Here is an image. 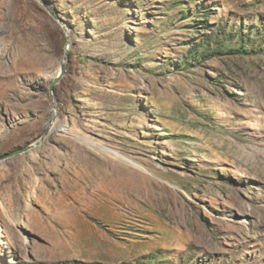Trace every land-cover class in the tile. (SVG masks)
<instances>
[{
    "label": "rangeland",
    "instance_id": "374dc122",
    "mask_svg": "<svg viewBox=\"0 0 264 264\" xmlns=\"http://www.w3.org/2000/svg\"><path fill=\"white\" fill-rule=\"evenodd\" d=\"M43 1L66 29L0 0V156L71 43L57 131L0 162V264H264V0Z\"/></svg>",
    "mask_w": 264,
    "mask_h": 264
},
{
    "label": "water",
    "instance_id": "95a60500",
    "mask_svg": "<svg viewBox=\"0 0 264 264\" xmlns=\"http://www.w3.org/2000/svg\"><path fill=\"white\" fill-rule=\"evenodd\" d=\"M39 2H41V4L43 5V7L46 9V11L56 20L58 21L60 24H62V26L65 28V23L64 21L59 18L57 15H55V13L52 11V9L49 7V5L43 1V0H37ZM66 29V28H65ZM70 53H71V43H70V37H69V34L66 30V44H65V49H64V55L62 57V60L60 62V65H59V74L56 75L52 80L51 82L49 83V86H48V92H49V96H50V100H51V104H53L52 102H54V88L55 86L61 81V79L63 78V76L65 75V72H66V67H67V64L69 62V59H70ZM47 134V130L44 129V132L42 134V136L40 137L39 140L33 142V143H30L24 147H19L11 152H8L2 156H0V162L1 161H4L6 159H9V158H13L17 155H21L23 153H26L30 150H33L34 148L40 146L45 140H46V137L45 135Z\"/></svg>",
    "mask_w": 264,
    "mask_h": 264
},
{
    "label": "bare ground",
    "instance_id": "6f19581e",
    "mask_svg": "<svg viewBox=\"0 0 264 264\" xmlns=\"http://www.w3.org/2000/svg\"><path fill=\"white\" fill-rule=\"evenodd\" d=\"M59 67L56 70V75L59 74ZM52 109H51V113L53 115V119L50 120V122L45 126V129L47 130V134L45 135V137L47 138L48 136H50L54 131H57V128L59 127V122H60V117H59V111H58V107L56 105V102H52Z\"/></svg>",
    "mask_w": 264,
    "mask_h": 264
},
{
    "label": "trees",
    "instance_id": "16d2710c",
    "mask_svg": "<svg viewBox=\"0 0 264 264\" xmlns=\"http://www.w3.org/2000/svg\"><path fill=\"white\" fill-rule=\"evenodd\" d=\"M235 36H232V38H234ZM227 38H229V36H227ZM243 44H241L240 48L235 49V50H229L228 54L230 55H242L244 54V45H245V41H242ZM218 48H215V52H212V54L216 55ZM246 53V52H245Z\"/></svg>",
    "mask_w": 264,
    "mask_h": 264
}]
</instances>
